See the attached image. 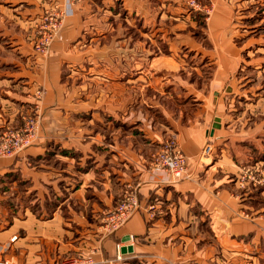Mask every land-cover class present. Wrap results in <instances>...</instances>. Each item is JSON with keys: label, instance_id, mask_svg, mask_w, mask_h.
Here are the masks:
<instances>
[{"label": "crops", "instance_id": "crops-1", "mask_svg": "<svg viewBox=\"0 0 264 264\" xmlns=\"http://www.w3.org/2000/svg\"><path fill=\"white\" fill-rule=\"evenodd\" d=\"M183 3L73 0L64 14L67 0H0V129L38 116L34 142L0 158V255L17 264H264V184L245 172L264 167L255 158L264 125L251 127L225 100L236 72H215L199 89L156 53L186 44ZM58 19L44 53L45 25ZM228 46L221 58H237ZM64 62L84 67L68 72ZM164 66L173 72H156ZM173 136L187 157L177 181L151 165ZM208 140L213 154L201 159ZM129 186L142 208L109 232L105 215Z\"/></svg>", "mask_w": 264, "mask_h": 264}, {"label": "rangeland", "instance_id": "rangeland-1", "mask_svg": "<svg viewBox=\"0 0 264 264\" xmlns=\"http://www.w3.org/2000/svg\"><path fill=\"white\" fill-rule=\"evenodd\" d=\"M183 8L181 19L184 31L180 34L186 35V44L179 48L177 55L169 52L163 44H158L156 53L176 59L180 65L176 72H182L190 85L199 89L211 86L210 80L215 72H236L224 84L231 88L225 91V100L233 103V115L248 122L250 120L251 127L264 125V0H184ZM62 27L63 23L58 32ZM228 44L236 48L233 51L237 52V58H221ZM82 63L72 65L64 62L62 68L74 72L84 67ZM141 70L144 71L143 68ZM156 72L173 71L164 66ZM149 93L148 90L146 98L162 99L157 91ZM263 156L264 152L255 158ZM251 170L255 178L250 180L264 184V167L257 170L245 168L246 173ZM258 171L261 173L258 174Z\"/></svg>", "mask_w": 264, "mask_h": 264}, {"label": "built area", "instance_id": "built-area-1", "mask_svg": "<svg viewBox=\"0 0 264 264\" xmlns=\"http://www.w3.org/2000/svg\"><path fill=\"white\" fill-rule=\"evenodd\" d=\"M72 0H67V14L71 8ZM62 26V19L45 25L39 49L46 53L48 47L58 30ZM37 115L29 117L20 128L5 127L0 129V158L10 157L31 145L38 137ZM212 142L208 140L201 150L200 158L204 159L213 154ZM151 165L154 169L165 170L171 177L172 181H177L188 176L187 174V157L181 147L176 142L175 137H170L164 142L161 149L153 156ZM250 179L254 180L253 172L248 173ZM142 208L141 201L138 197L136 186H129L123 198L114 205L105 215L104 224L109 232H114L121 228L135 213ZM0 264H17L14 260L0 255ZM72 264H105L103 261L87 260L83 263L78 261ZM178 264H196L195 262H185Z\"/></svg>", "mask_w": 264, "mask_h": 264}, {"label": "water", "instance_id": "water-1", "mask_svg": "<svg viewBox=\"0 0 264 264\" xmlns=\"http://www.w3.org/2000/svg\"><path fill=\"white\" fill-rule=\"evenodd\" d=\"M214 126H218V124L216 123V124H214ZM213 131V130H212ZM126 240H128V239H126V238H124V241H126ZM121 251L123 252V253H125L126 251H128V252H132L133 251V248H132V246H126V248L125 247H122L121 248Z\"/></svg>", "mask_w": 264, "mask_h": 264}]
</instances>
